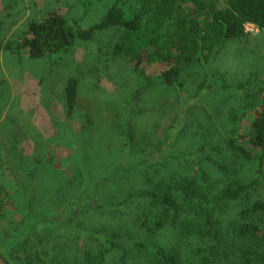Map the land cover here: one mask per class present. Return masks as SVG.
Instances as JSON below:
<instances>
[{
	"label": "rangeland",
	"instance_id": "374dc122",
	"mask_svg": "<svg viewBox=\"0 0 264 264\" xmlns=\"http://www.w3.org/2000/svg\"><path fill=\"white\" fill-rule=\"evenodd\" d=\"M114 4L124 19L143 10V45L154 29L162 45L175 21L159 19L153 0H0V254L13 264H73L111 234L123 250L113 249L103 264H144L145 248L171 247L175 232L148 237L134 226L143 207L135 198L124 202L146 186L139 171L147 167L151 177L156 170L162 176L204 171L215 179L207 158L224 161V139L247 143L264 98V32L255 25L183 70L174 87L162 83L168 62L153 45L140 53L137 73L131 58L112 55L116 28L42 60L12 49L46 15L85 31ZM175 7V17L191 11L190 2ZM71 78L77 96L67 118ZM126 122L135 133L133 153L122 134ZM142 161L146 167L131 171ZM236 171L245 184L258 178L249 193L264 202V164L260 174L248 163Z\"/></svg>",
	"mask_w": 264,
	"mask_h": 264
},
{
	"label": "trees",
	"instance_id": "16d2710c",
	"mask_svg": "<svg viewBox=\"0 0 264 264\" xmlns=\"http://www.w3.org/2000/svg\"><path fill=\"white\" fill-rule=\"evenodd\" d=\"M153 1L159 19H175L172 28L166 30L162 45L156 41V29L152 30V38L142 44L143 10L124 19L114 4L100 23L85 31L60 16L46 15L32 22L27 36L12 49L17 54L27 51L30 58L42 60L71 50L79 40H91L96 32L116 28L121 33L112 47V55L131 58L137 73L142 63L140 53L153 45L156 54L165 56L168 62L161 81L174 87L183 70L196 65L202 57L205 61L213 57L227 42L241 38L246 23L264 32V0ZM184 2H190L191 11L187 16L175 17V5ZM76 96L77 81L71 78L65 86L67 118L73 116ZM255 114L245 145L232 138L224 139L227 153L224 161L218 164L207 158L219 175L215 179L204 171L162 176L156 170L157 176L151 177L146 162L131 165L133 172L140 166L146 167L139 171L145 188L137 193H133L136 192L133 188L129 191L133 194L124 202L127 204L135 198L143 207L141 212L134 213V226L148 237L166 228L175 232L171 247H161L155 252L145 248L141 258L144 264H264V202L251 200L249 193L258 178L245 184L235 177L239 165L254 164L260 174L264 164V98ZM87 123H91L90 118ZM64 132L68 134L66 128ZM122 134L126 147L135 152V133L130 123L123 125ZM82 173L80 170L79 174ZM107 179L110 182L111 177ZM140 200L146 201L144 205ZM232 213L236 215L232 217ZM114 240L116 237L111 234L95 254L83 250L73 264H103L113 249L123 250ZM0 264L13 263L0 254Z\"/></svg>",
	"mask_w": 264,
	"mask_h": 264
},
{
	"label": "built area",
	"instance_id": "2783aa9c",
	"mask_svg": "<svg viewBox=\"0 0 264 264\" xmlns=\"http://www.w3.org/2000/svg\"><path fill=\"white\" fill-rule=\"evenodd\" d=\"M250 26L254 27L252 24L246 23V24L243 26V28L247 29V28L250 27Z\"/></svg>",
	"mask_w": 264,
	"mask_h": 264
}]
</instances>
